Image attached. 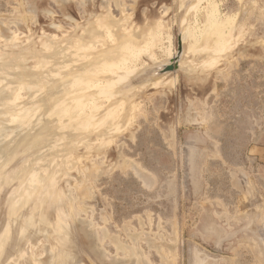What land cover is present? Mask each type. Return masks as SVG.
<instances>
[{
	"label": "rangeland",
	"instance_id": "374dc122",
	"mask_svg": "<svg viewBox=\"0 0 264 264\" xmlns=\"http://www.w3.org/2000/svg\"><path fill=\"white\" fill-rule=\"evenodd\" d=\"M0 239V264H264V0H0Z\"/></svg>",
	"mask_w": 264,
	"mask_h": 264
},
{
	"label": "bare ground",
	"instance_id": "6f19581e",
	"mask_svg": "<svg viewBox=\"0 0 264 264\" xmlns=\"http://www.w3.org/2000/svg\"><path fill=\"white\" fill-rule=\"evenodd\" d=\"M187 10V9H186ZM184 14V13H183ZM182 26V25H181ZM183 30V29H182ZM183 36H184V33L183 34H181V39L180 40H182L183 39ZM121 46H123V45H121ZM120 46H118L117 48H119ZM116 48V49H117ZM112 50V49H111ZM116 51V50H115ZM109 52H111L110 50H109ZM181 52H182V49H181V51L178 53V57L177 58H175V60H173L172 62L173 63H176L177 64V68L176 69H174V70H172V71H162V69H163V67L165 66V65H167V64H169L170 62H166V63H162V62H158L157 64H155L156 65V67L155 68H153L154 70L153 71H150V72H153L152 73V75H156V77L154 78V79H157V78H159V77H161V76H163V75H167L168 73H170V72H176V71H179V69L180 70H182V68H183V62H185V61H183L182 62V55H181ZM113 53V52H112ZM109 56V55H108ZM184 65H186L187 66V64H184ZM188 65H189V67H191L192 65H190L189 63H188ZM152 66H154V65H152ZM152 66H151V70H152ZM185 67V66H184ZM188 67V68H189ZM198 67V66H197ZM149 68V67H148ZM187 68V67H186ZM188 68H187V70H188ZM150 69V68H149ZM190 69V68H189ZM192 69V68H191ZM183 70H185L184 68H183ZM200 70V69H199ZM147 71H148V69H147ZM141 73V72H140ZM143 73V72H142ZM136 74H138V71L137 72H135V73H133L132 74V76L133 75H136ZM151 74V73H150ZM150 74H148L147 73V75H150ZM139 75V74H138ZM142 75V74H141ZM146 75V74H145ZM144 75V76H145ZM143 76V75H142ZM142 76H140L139 78H142ZM143 76V77H144ZM147 77V76H146ZM152 77V76H151ZM125 78V77H124ZM124 78L122 79V80H124ZM134 78V77H133ZM138 78V79H139ZM148 78H150V77H148ZM153 78V77H152ZM144 79H146L145 77H144ZM126 80H128L127 79V77H126ZM126 80L124 81V82H126ZM133 80V79H132ZM141 81V80H140ZM122 83V85L119 87V89H118V91H120L123 95H127L128 93H129V91H123L122 89H125V88H128L130 85H131V83H128V81L126 82V83ZM130 82H132L131 81V79H130ZM137 82V81H136ZM134 83V82H133ZM141 84V83H140ZM143 84V83H142ZM129 90V89H128ZM118 93V92H117ZM79 95V94H78ZM82 96V95H81ZM84 96V95H83ZM79 98H80V95L78 96ZM82 98V97H81ZM88 98V97H87ZM117 98H119V97H117ZM123 98V97H122ZM84 100V99H83ZM86 101V100H85ZM191 113V112H190ZM191 119V118H190ZM187 121H189V120H187ZM191 121V120H190ZM85 233V232H84ZM86 234V233H85ZM1 240V239H0ZM53 249V248H52ZM54 251V250H53ZM52 252V251H51ZM209 253V252H208ZM211 254V253H210ZM199 255V254H198ZM202 257H204L203 255H202ZM58 258V257H57ZM67 258H68V255H67ZM198 258H199V256H198ZM60 259V258H59ZM200 259V258H199ZM211 259V258H210ZM209 259V260H210ZM213 259V258H212ZM211 259V260H212ZM58 260V259H57ZM201 260H203V258H201ZM206 260V259H205ZM208 260V259H207ZM71 261V260H70ZM215 261V260H214ZM55 262V261H54ZM199 262V261H198ZM201 262V261H200ZM205 262V261H204ZM213 262V261H212ZM216 262V261H215ZM39 263V262H38ZM202 263H203V261H202ZM209 263V262H208ZM207 263V264H208ZM203 264H206V263H203ZM210 264H211V261H210Z\"/></svg>",
	"mask_w": 264,
	"mask_h": 264
},
{
	"label": "water",
	"instance_id": "95a60500",
	"mask_svg": "<svg viewBox=\"0 0 264 264\" xmlns=\"http://www.w3.org/2000/svg\"><path fill=\"white\" fill-rule=\"evenodd\" d=\"M181 49H182V41L179 38L178 39V51L177 52L179 53L181 51ZM176 68H177V64L176 63H173L171 61L169 64H167V65H165L163 67L162 71H172V70H174Z\"/></svg>",
	"mask_w": 264,
	"mask_h": 264
}]
</instances>
